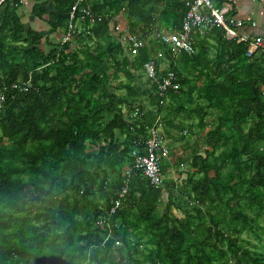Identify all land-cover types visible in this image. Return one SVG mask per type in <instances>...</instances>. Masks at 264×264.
Segmentation results:
<instances>
[{"label":"trees","instance_id":"1","mask_svg":"<svg viewBox=\"0 0 264 264\" xmlns=\"http://www.w3.org/2000/svg\"><path fill=\"white\" fill-rule=\"evenodd\" d=\"M76 2L35 5L49 26L37 31L21 20L22 0H0V264H264V49L247 56L216 27L191 54L165 52L158 78L175 71L180 89L161 97L143 78L153 47L131 52L110 24L125 8L136 33L156 3L98 0L104 19L91 24L72 18ZM158 117L167 144L194 141L192 171L155 188L133 170L112 214Z\"/></svg>","mask_w":264,"mask_h":264},{"label":"built area","instance_id":"2","mask_svg":"<svg viewBox=\"0 0 264 264\" xmlns=\"http://www.w3.org/2000/svg\"><path fill=\"white\" fill-rule=\"evenodd\" d=\"M83 1L84 0H78L72 7V18L76 12H79L80 5ZM225 2L226 3L218 5L215 0H186L187 12L181 30L169 34H159L160 42L168 47L173 55L181 53L191 54L194 52L193 33H206L218 27L223 29L228 37L234 38L238 42H244L247 45V56H252L255 52L264 49V37H252L240 32L241 28L247 23L254 26H256L257 23L252 20L251 17H247L246 19L238 18L233 11V0ZM90 12L89 9L83 7L81 9L82 19L88 17L93 18ZM74 34L75 32L72 29V25H69V32L64 37V42L70 40ZM132 43L135 48H142L145 45L143 41L137 39H133ZM162 56L163 54L160 53L159 57ZM156 63L157 59H151L145 65V71L152 81L158 82L159 95L162 97L166 95L169 90L178 89L179 87L178 84L175 83L176 73L173 71L169 72L162 79L158 78ZM3 99L4 96L1 95L0 102H2ZM161 104H164L163 100H161ZM135 115H138V113L136 112ZM160 124V117H158L155 124L148 129L149 136H147V139L143 142L144 152H136L134 166L132 168H126L125 173L128 177L125 179L118 197L112 204V214L121 207L123 199L128 193L129 177L132 175L133 170H140L155 188H163L166 186V178L162 172L161 162L163 157L169 155L170 149L166 143L165 134L160 130ZM101 222H103V220ZM117 243L120 244V242Z\"/></svg>","mask_w":264,"mask_h":264},{"label":"crops","instance_id":"3","mask_svg":"<svg viewBox=\"0 0 264 264\" xmlns=\"http://www.w3.org/2000/svg\"><path fill=\"white\" fill-rule=\"evenodd\" d=\"M45 1H47V0H22L23 5H21V7H20V16H21L22 22L28 28H32V29L37 30V31H44V30H47L49 28L48 24L45 21H43L39 17H36L35 15L32 14V10H33L32 8L35 5L44 3ZM96 1H98V0H84L82 3V4H84L83 7H85L86 9H89L91 11L90 12L91 17H93V18H89V17L86 18V20L89 21L91 24L95 23L96 21L102 22L104 19L103 15L98 14V13L97 14L94 13V11L92 9L91 4L93 2H96ZM166 1H164V0H146V2H145L146 3L145 4L146 9L150 10L152 3H156L155 5H157V8L154 10L155 12L152 15L153 18H151V20L150 19L148 20L151 25L148 26V25L143 24L142 25L143 27L141 26V29H139V31L136 33L131 32L129 29L132 20H130L128 18V15L126 13L125 8H122L121 10L119 8L115 9V11H114L115 15L110 19L111 29L113 30V35H114L113 37L116 38V40L121 41L122 43L127 45L129 50L133 53H137V51L140 50L141 48H135L133 43H132V40L137 39V40L143 41L145 43V45L142 48L146 47L147 45H149L150 47H153V50H152L153 53L151 55L150 60L151 59H157L156 65L160 64V66L163 65L162 60H164V59L167 60L166 62H168V64L170 63V60L166 57V54H165L166 51L168 52L170 50L168 49V47H166V46L164 47L161 44L159 34H169L171 32L181 30L182 25H183V21H184L185 15H186V13H185L183 18H180V16H178L176 18L174 16L175 11L177 9L180 11V15L184 13V7L186 6V0H166ZM225 1H228V0H223V1L219 0V3H217V4L221 5L222 3H226ZM77 2H78V0H77ZM169 2L173 3V5L169 4ZM184 3H185V6H184ZM153 6H154V4H153ZM172 7H173V10H171ZM136 9H138V6H136L134 8V11ZM233 11H234V14H236L238 16V18L246 19L247 17H251L252 20H254L257 23L256 26H254L250 23H247L240 30V32L242 34H248L252 37H255V36L264 37V0H233ZM186 12H187V7H186ZM106 18H107V16H105V19ZM133 20H135V19H133ZM79 26H82L81 21H79L78 27ZM207 33L208 32H206V33L194 32L193 33L194 51H195V45L197 44V37L207 35ZM57 36H59V35H57ZM52 37H53L52 40L54 41L55 36L52 35ZM44 50L50 51L51 47L44 46ZM160 53L163 54L162 57H159ZM181 54H184V53H181ZM175 56L179 57L180 54L175 55ZM167 67L163 68L161 66L160 70L162 71L164 69H167ZM145 68H144V75L146 74V76L148 78L146 81H148L150 79V77L147 75ZM169 72H171V71H169ZM173 72H175V71H173ZM177 77H178V75L176 73L175 83L177 82ZM150 80H152V79H150ZM203 81H204V79H202L200 82H198V85L199 86L203 85V83H202ZM176 84H178L179 88L178 89H171L169 91H176L177 92V90L180 89V84L178 82ZM169 91H168V93H169ZM141 93H142V95H144L143 91H141ZM146 96H147V94H146ZM138 100H139L138 101L139 104L144 101V103H146L149 106V102L146 100L145 97L142 96ZM136 107H139V106H136ZM136 112L137 113L139 112L138 108L136 109ZM136 112L134 113V115L136 114ZM138 115H135V116L137 117ZM160 121H161V118H160ZM163 125L160 124L159 126H160V130L165 134L164 129H163ZM165 136H166V134H165ZM167 141H168V145L170 148V154L168 157L166 156V158H165V167H167V173L166 174H168V173L172 174V177L168 178L167 183L171 184V186H173L174 183L177 185L180 183L184 184L185 180H187V176L189 173L185 174L182 172V176L179 179V181H178V178L176 176V173H177L179 168L184 166L183 163L187 162V160H190L192 155H188L187 160L185 162L179 163V160L181 158L174 156L173 150H171V149L172 148L178 149L180 152H182L180 157L187 150L183 151V150L179 149V147L181 148L180 145H182L181 142H172L170 139H168ZM183 143H185V144H183V146L185 145V147L183 149L190 148L188 150H192V147L195 144L194 141H187V142H183ZM202 148H205L203 146V144H202ZM180 152H177L176 155ZM167 197H168V194L165 195V198H164L165 201L167 200ZM164 205L165 204L161 205L160 208L163 209Z\"/></svg>","mask_w":264,"mask_h":264},{"label":"rangeland","instance_id":"4","mask_svg":"<svg viewBox=\"0 0 264 264\" xmlns=\"http://www.w3.org/2000/svg\"><path fill=\"white\" fill-rule=\"evenodd\" d=\"M81 9L82 8H80L79 9V11H81ZM18 12L20 13V9L18 10ZM80 28L82 27V26H79ZM73 37V36H72ZM64 39V38H63ZM58 40V38L55 36L54 37V41H57ZM71 40V39H70ZM70 40H68L67 42H69ZM53 41V42H54ZM67 42H64V40H62V43H67ZM167 60L166 59H164V60H162V63H163V65H161L163 68H166L169 64H168V62H166ZM159 66H160V64H159ZM161 66H160V68H161ZM148 78H147V76H146V74L144 75V80L146 81ZM126 83H129V84H132V82H130V81H126ZM136 85H137V87L138 88H140V89H143V84L142 83H140V82H137L136 83ZM122 92H124V91H122ZM121 92V93H122ZM193 141V140H192ZM198 143H199V145L201 144H203V146L204 147H206L205 146V144H204V142L202 141V139L200 138V139H198ZM181 144L182 145H180L181 146V148L179 147V149L180 150H183V151H186L181 157H180V155H181V153L182 152H180L178 149H174V148H172L171 150H173V155L174 156H176V157H179V158H181L180 160H179V163H183V162H185L186 160H187V156L188 155H192V152H191V150H188V149H190V148H185V149H183L184 147H185V145L183 146V144H185V143H183V142H181ZM169 147V146H168ZM170 149V148H169ZM177 152H180V153H178L177 155H176V153ZM191 159V158H190ZM186 163V164H185ZM185 163H183L184 164V166L183 167H181V168H179L178 169V171H177V173H176V176H177V178H178V181H179V179L181 178V176H182V172L183 173H189L190 171H192V169H191V167L189 166V164H188V160H187V162H185ZM165 177H166V181H168V178H170V177H172V174L171 173H168V174H166L165 175ZM96 199L97 200H99V201H101V202H103V198L101 197V195H100V193L99 192H97V194H96ZM246 238H249V239H253V237L252 236H245Z\"/></svg>","mask_w":264,"mask_h":264}]
</instances>
